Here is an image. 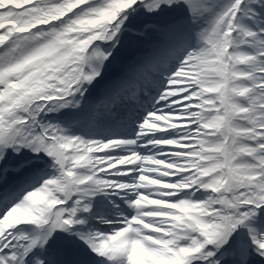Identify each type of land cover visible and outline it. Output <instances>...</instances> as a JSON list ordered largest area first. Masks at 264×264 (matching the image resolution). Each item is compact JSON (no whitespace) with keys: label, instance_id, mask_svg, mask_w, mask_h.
Masks as SVG:
<instances>
[{"label":"snow or ice","instance_id":"obj_1","mask_svg":"<svg viewBox=\"0 0 264 264\" xmlns=\"http://www.w3.org/2000/svg\"><path fill=\"white\" fill-rule=\"evenodd\" d=\"M0 264H264V0H0Z\"/></svg>","mask_w":264,"mask_h":264}]
</instances>
